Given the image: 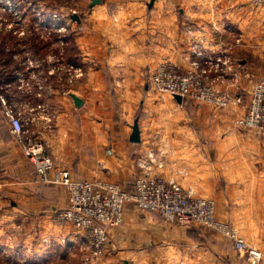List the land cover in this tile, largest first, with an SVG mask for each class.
<instances>
[{
  "label": "crops",
  "instance_id": "obj_1",
  "mask_svg": "<svg viewBox=\"0 0 264 264\" xmlns=\"http://www.w3.org/2000/svg\"><path fill=\"white\" fill-rule=\"evenodd\" d=\"M92 1L81 0L63 19L82 53L84 76L64 91L62 74L48 75L44 63L39 71L27 64L21 79L33 78L36 88L18 87L11 94L9 105L28 121L29 138L45 143L56 165L75 176L118 183L127 192L136 188L137 156L153 148L165 157L166 178L214 199L221 221L264 252V139L235 124L245 105L187 107L175 96L158 94L150 83L165 61L188 68L192 44L202 41L214 55L233 60L241 73L237 84L248 89L250 79L264 78V7L253 9L250 0H155L152 6L151 0H102L91 6ZM50 15L47 20L54 23ZM43 79L49 83L45 90ZM233 83L228 76L217 80L216 88L233 94L238 90ZM72 93L82 106L75 105ZM40 104L46 109H38ZM136 119L140 143L130 139ZM11 135L0 136V208L10 212L13 225L26 228V241L66 238L62 247L70 253L69 264H82L78 234L73 229L60 234L63 227L54 218L67 204L68 191L34 184L35 165ZM100 264L248 263L223 235L169 224L128 203Z\"/></svg>",
  "mask_w": 264,
  "mask_h": 264
},
{
  "label": "built area",
  "instance_id": "obj_2",
  "mask_svg": "<svg viewBox=\"0 0 264 264\" xmlns=\"http://www.w3.org/2000/svg\"><path fill=\"white\" fill-rule=\"evenodd\" d=\"M250 5L253 8L264 6V0H250ZM54 18L53 24L48 20L44 24L47 32L56 30L60 33L57 45L62 47L66 37H73L74 33L59 14H55ZM50 61L52 69L48 75L64 72L70 84L85 74L80 64L63 62L58 56L54 59L50 57ZM188 61L190 66L186 69L173 62L161 63L151 76L152 89L160 95H180L190 103L222 110L234 105H245L247 113L236 118L235 124L264 139V78L250 79L248 89L241 83L237 84L241 81V73L233 60L222 53L214 55L205 48L202 41L192 44ZM28 64L34 66L35 61L28 59ZM41 65L42 62L36 64L38 67ZM228 76L238 88L233 94L216 88V81H224ZM21 83L20 88L23 90L25 80L21 79ZM0 101L3 118L10 125L15 142L22 147L25 157L35 165L33 183L62 186L68 191L67 204L56 211L54 218L62 226L71 225L84 232L80 242L93 259L100 260L107 255L109 228L121 225L126 205L134 203L139 210L157 213L169 224L190 228L197 226L218 232L233 242L235 249L245 256L248 264H263L262 250L250 246L240 238L235 228L217 220L215 201L195 197L193 191L186 190L179 182L162 174L166 166L165 157L155 149L147 148L137 156L135 163L139 173L133 192H127L120 184L77 177L70 169L56 165L45 143L29 138L28 121L9 105L1 93ZM29 109L35 111L37 108ZM62 241L67 239L62 238Z\"/></svg>",
  "mask_w": 264,
  "mask_h": 264
},
{
  "label": "rangeland",
  "instance_id": "obj_3",
  "mask_svg": "<svg viewBox=\"0 0 264 264\" xmlns=\"http://www.w3.org/2000/svg\"><path fill=\"white\" fill-rule=\"evenodd\" d=\"M79 5H82V2L76 0H0V27H2L5 22H8L6 28L12 29L13 27H17L18 30H16V32H18L20 36L24 34L30 35L32 31H39L42 33L45 39H52L54 38L53 30L51 31V33L47 32L45 27L46 25L44 24L45 20L48 19L50 14V17H53L55 14H59L63 19L64 15L69 18V15L76 11ZM260 7L264 6H259L253 9H258ZM51 23L53 24V21H51ZM61 52L53 50L47 55L43 63L49 65L47 67L49 70L52 69V62L50 61V57L51 59H54L55 56L61 57L62 61L64 62L63 50ZM62 73V75H59L58 77H61V79H63V82H66L62 84L63 87H65L64 91H67V89H69L70 87V83L68 80L64 81V78L66 79V76L64 72ZM33 81V78L25 80L24 90H29V88L33 89V87L36 88V84L34 85ZM48 85V80L46 81L43 79V90H45ZM59 85L60 84L56 83V86ZM50 86L52 87L55 85L52 84ZM185 102L186 100H183L182 98V103L185 104ZM190 104L192 103H190V101H187V105ZM40 106L41 108L38 109H46L47 107L46 105L42 104H40ZM246 113L247 109L245 114ZM4 123L5 120L2 122L0 120V126L2 130L5 129V127H9L6 124L4 125ZM195 197L215 201L214 199L202 196L195 195ZM7 208H9V205ZM215 214L218 221L230 225V223L221 221V219L217 215V211L215 212ZM12 220L13 217L10 212L8 213L7 209H4V207L0 208V264H69L71 262L72 259H69L70 253L67 252L65 247H62L65 244L67 245L69 243V240L62 241V239H60L58 241H53V239L49 236H45L40 239L38 236H36V239H34L33 241L32 239L26 241L24 237L27 234L26 228L22 227L21 225H13ZM230 226L233 227L232 225ZM62 227V229L60 230V234L66 235V233H68L67 231H72H70V229H73L78 234L76 241L77 244H79L82 264H100L101 260L104 257L100 260L93 259L92 257H90L89 251L82 247L83 245L80 242V238L82 237V234H84L83 231H78L74 226L71 225H64ZM66 227H69V230ZM108 231L109 235L111 236L112 229L109 228ZM33 232L34 231L32 230L30 235H33ZM62 252H64L65 254L61 255ZM88 258L89 260H87Z\"/></svg>",
  "mask_w": 264,
  "mask_h": 264
},
{
  "label": "trees",
  "instance_id": "obj_4",
  "mask_svg": "<svg viewBox=\"0 0 264 264\" xmlns=\"http://www.w3.org/2000/svg\"><path fill=\"white\" fill-rule=\"evenodd\" d=\"M48 20L52 19L48 18ZM7 24L8 22H5L0 27V92L5 96L8 103L11 101V94L14 91H18L22 85L21 78H23L24 72L27 69L28 57H32L35 60L36 63L32 66L34 69L37 68L35 71H39L40 69V67H36L37 62L43 63L47 55L53 50L60 52L63 50V57L66 63L82 64V53L78 48L74 36L66 37L65 45L61 47L57 45V41L61 35L56 30H53L54 38L47 40L39 31H32L30 35L24 34L20 36L16 32L18 30L17 27L7 29ZM43 66L45 68L48 67L45 63ZM185 105L187 107L190 106L187 105V101ZM1 106L2 103L0 101V108ZM3 130L0 126V136L4 139H9L11 135L10 127H5Z\"/></svg>",
  "mask_w": 264,
  "mask_h": 264
},
{
  "label": "water",
  "instance_id": "obj_5",
  "mask_svg": "<svg viewBox=\"0 0 264 264\" xmlns=\"http://www.w3.org/2000/svg\"><path fill=\"white\" fill-rule=\"evenodd\" d=\"M154 1L155 0H151L150 6H152ZM101 2H102V0H93L92 3H91V6L99 4ZM72 19L80 21V18H79V16L77 14L72 15ZM71 97H72V99H73V101H74L76 106L80 107V106L83 105L84 101L81 98H79L77 95L72 93ZM175 98L182 102V97L180 95L175 96ZM130 139H131V141L133 143H140L141 142V130H140V125H139L138 119H136L135 122H134L133 132H132V135H131Z\"/></svg>",
  "mask_w": 264,
  "mask_h": 264
}]
</instances>
